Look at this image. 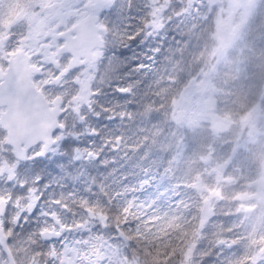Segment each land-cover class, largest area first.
Returning <instances> with one entry per match:
<instances>
[{
	"label": "rangeland",
	"instance_id": "rangeland-1",
	"mask_svg": "<svg viewBox=\"0 0 264 264\" xmlns=\"http://www.w3.org/2000/svg\"><path fill=\"white\" fill-rule=\"evenodd\" d=\"M89 2L0 0V68L17 48L34 52L48 42L44 37L37 45L29 42L37 30L56 32L77 22ZM113 3L106 0L98 23L103 25ZM167 8L168 21L172 16L168 26L181 35L168 37L158 52L156 74L173 79L184 73L187 83L175 108L147 106L127 123L114 151L118 156L113 168L119 183L116 194L152 235L188 224L185 264L197 261L206 244L213 247L210 264H264V252L258 253L264 245V201L242 198L259 190L264 193L256 183L264 176V0H175ZM156 15L148 22L152 29L167 20L165 14L161 21ZM104 52L105 44L95 62L69 74L61 71L60 64L47 66L33 83L51 105L68 100L67 108L79 114L90 106ZM33 62L45 64L43 56ZM255 90L260 96L247 110L236 113V107ZM73 95L81 96L82 102ZM53 136L57 140L63 133L56 131ZM3 140L0 134V169L7 164L14 170L17 160ZM55 148L56 143L47 150ZM41 150L45 152L38 144L28 149L27 156ZM8 176L6 169L0 171V179ZM5 191L0 187V199L7 200ZM35 198L31 191L26 203L13 200L10 217L16 221L30 211L28 202ZM246 206L250 209L244 210ZM56 207L44 204L41 216L46 225L39 231L59 229ZM89 226L81 231L88 234ZM83 239L58 253V262L114 264L90 235ZM0 264H7L1 247Z\"/></svg>",
	"mask_w": 264,
	"mask_h": 264
},
{
	"label": "trees",
	"instance_id": "trees-1",
	"mask_svg": "<svg viewBox=\"0 0 264 264\" xmlns=\"http://www.w3.org/2000/svg\"><path fill=\"white\" fill-rule=\"evenodd\" d=\"M123 1L124 4L114 0L115 8L102 19L105 52L89 108L79 114L63 112V136L56 140L55 150L17 161L12 178L0 179V187L6 189L8 197L1 225L15 264H60L57 254L69 244L74 248L79 242L76 240H84L86 235L114 264H185L191 233L188 224L173 225L162 234L152 235L116 194L119 183L114 180L113 168L118 156L114 151L127 123L138 118L147 106L153 110L169 105L175 108L187 83L184 73L173 79L158 77L155 68L161 55L158 52L165 48L168 37L181 35L168 26L172 14L169 12L168 21L167 3L175 0ZM154 14L159 21L165 14L167 20L152 29L148 22ZM118 87L127 88L129 93H118ZM256 93L255 90L243 99L236 113L247 110L255 96H260ZM22 184L27 187L22 188ZM31 191L36 195L32 203L28 202L31 210L14 221L10 203L15 199L26 203ZM48 202L57 206L59 229L50 230L61 233L58 239L40 237L39 229L46 225L41 214ZM87 225L88 234L81 231ZM212 250L206 244L197 261L187 264H210Z\"/></svg>",
	"mask_w": 264,
	"mask_h": 264
},
{
	"label": "water",
	"instance_id": "water-1",
	"mask_svg": "<svg viewBox=\"0 0 264 264\" xmlns=\"http://www.w3.org/2000/svg\"><path fill=\"white\" fill-rule=\"evenodd\" d=\"M105 3L106 0H91L86 14L71 27L73 35H70V30H65L52 37L64 39L58 52H67L70 55L67 62L68 69L76 68L87 61L96 59L94 49L101 48L103 45L99 35L103 26L97 23L98 14ZM29 59L30 55L18 48L9 53L5 69H0V107H4L0 112V127L5 131L4 143L9 146L13 158L20 162L28 159V149L38 142L42 143L43 150L51 147L54 144L52 140L55 139L54 131L64 128L57 119L61 109L58 106H49L41 90L35 87L31 77L38 73L40 68L30 64ZM46 59L53 63L56 62L48 57ZM127 93L129 90L121 94ZM78 99H81V96H78ZM10 103L13 105L11 110L9 109ZM37 126L39 132H37ZM45 144L48 145L47 148H44ZM256 183L258 187H264V176H260ZM256 195L257 193H250L242 198L247 200L256 197ZM261 199L264 201V193H262ZM247 209L250 207L244 208V210ZM4 210L5 201L0 199V217ZM60 236L59 231L50 229L40 231L42 239H58ZM0 247L7 258V264H15L1 223ZM263 252L264 245L258 249V253Z\"/></svg>",
	"mask_w": 264,
	"mask_h": 264
},
{
	"label": "flooded vegetation",
	"instance_id": "flooded-vegetation-1",
	"mask_svg": "<svg viewBox=\"0 0 264 264\" xmlns=\"http://www.w3.org/2000/svg\"><path fill=\"white\" fill-rule=\"evenodd\" d=\"M90 2H91V0H90ZM89 2V3H90ZM88 3V4H89ZM87 7H88V5H87ZM102 11V10H101ZM100 11V12H101ZM87 12V11H86ZM99 15H101V13H99L98 14V21H99ZM98 21H97V23H98ZM75 23V22H74ZM73 23V24H74ZM73 24L71 25V26H69L68 28H64V29H61V30H58V31H56V32H52V31H49V30H46V31H43L42 29H40V30H37L36 31V36L35 37H33L32 39H30V43L31 44H33V45H37L39 42H40V40H41V37H44L48 42H43L42 43V45H41V47L39 48V49H35V51L34 52H27L26 50V52L30 55V59H29V63H31V64H33V65H35V66H38L39 68H40V71L38 72V73H35V74H33L32 75V80H34V77H36V76H39L40 74H41V72H42V69L43 68H47V66L49 67V66H52V65H58V64H60V66H61V68H62V72L63 73H67V74H69V73H72V72H74V71H77V70H79L80 68H82L84 65H86V64H88V63H93V62H95L96 60H97V58H98V50H102V49H104V40H105V36H106V29H105V26L104 25H102V24H100V23H98L99 25H102L103 26V30L101 31V32H99V35H100V37H101V39H102V43H103V45H102V47L101 48H96V49H94V52L96 53V59L94 60V61H87V62H85L84 64H82V65H80V66H78V67H76V68H71V69H68L67 68V62H68V59L70 58V55L67 53V52H65V53H61V52H58V48L62 45V43H63V41H64V39L62 38V37H56V38H52L53 36H55V34L56 33H58V32H61V31H65V30H70V35H73L74 33L71 31V27L73 26ZM32 40H33V42H32ZM57 41H59L58 42V44H56V45H54L55 44V42H57ZM18 49V48H17ZM22 49V48H21ZM24 50V49H23ZM37 56H43V59H44V61H45V64L43 65V64H37V63H34L33 62V60L35 61L36 60V57ZM50 58V60H56V62L55 63H53L52 61H48L46 58ZM32 61V62H31ZM6 64L7 63H5V65L3 66V67H1L0 69H2V70H4L5 69V67H6ZM65 67V68H64ZM34 82V81H33ZM70 87H69V90H70V88H71V86H72V82H70ZM59 86V85H58ZM35 87H36V85H35ZM38 88V87H37ZM42 92V91H41ZM69 92V91H68ZM43 93V92H42ZM44 95V94H43ZM68 95H69V93H68ZM45 96V95H44ZM73 97H74V99L76 98V99H78V95H73ZM46 98V97H45ZM81 99H82V97H81ZM81 99H78L79 101H80V103L82 102L81 101ZM46 100L48 101V99L46 98ZM48 104H49V106H58L60 109H61V113L58 115V117H57V119H58V121L62 124V122H61V118H60V116L62 115V113L63 112H65V113H75L74 111H75V109L73 110L72 108V110H69L67 107L69 106V104H70V101H68L67 100V103H66V101L65 102H60V103H57V104H54V105H51L50 104V102L48 101ZM3 107V106H2ZM3 109H4V107H3ZM2 109V110H3ZM1 109H0V112L2 111ZM76 114V113H75ZM63 125V124H62ZM64 126V125H63ZM56 131H60V129H57V130H55L54 132H56ZM61 131H63V129L61 130ZM1 132H3V134H4V137H5V131L0 127V134H1ZM3 134H1V135H3ZM4 141V140H3ZM55 141H56V139H55ZM56 143V142H55ZM54 143V144H55ZM38 144H41V148H42V143L41 142H38L37 144H35L34 146H36V145H38ZM53 144V145H54ZM33 146V147H34ZM264 187H262L261 189H263ZM257 193V195H256V197H254L253 199H260L261 198V195H262V193H261V190H259V191H257L256 192Z\"/></svg>",
	"mask_w": 264,
	"mask_h": 264
},
{
	"label": "snow or ice",
	"instance_id": "snow-or-ice-1",
	"mask_svg": "<svg viewBox=\"0 0 264 264\" xmlns=\"http://www.w3.org/2000/svg\"><path fill=\"white\" fill-rule=\"evenodd\" d=\"M113 7L115 8V5H114ZM129 38H130V39H135V37H132V36H130ZM116 90L119 91V92H121V93L128 91V89H126V88H122V87H118ZM12 107H13V105L10 103V104H9V109L11 110ZM37 132H39V128H38V126H37ZM55 142H56L55 139H53V140H52V143H55ZM47 147H48V145L45 144V145H44V148H47ZM44 154H45V152L42 151V150L36 152V155H37V156H42V155H44ZM5 169H6L7 172L9 173V179H11V178H12V173H13V167H9L7 164H5V165H4V169H0V171H3V170H5ZM36 183H39V179L36 181ZM21 187H22V188H26L27 186L24 185V184H22ZM35 213H36V209H33L31 214L34 215Z\"/></svg>",
	"mask_w": 264,
	"mask_h": 264
}]
</instances>
